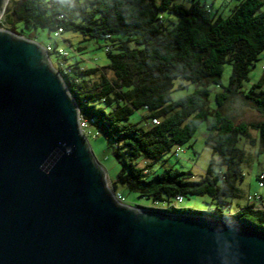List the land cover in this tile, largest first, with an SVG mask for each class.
Masks as SVG:
<instances>
[{"label":"trees","instance_id":"trees-1","mask_svg":"<svg viewBox=\"0 0 264 264\" xmlns=\"http://www.w3.org/2000/svg\"><path fill=\"white\" fill-rule=\"evenodd\" d=\"M263 5L264 0H241L224 17L195 0L189 7L175 0H13L7 17L11 29L20 35L24 34L17 30V22L54 32L61 28L62 33H79L84 40L111 41L105 48L107 66L97 65L95 59L89 63L79 47L71 58H60L63 66L57 70L81 119L109 142L121 164L113 192L122 193L121 185L156 205L137 204L138 208L242 221L264 232V209L248 200L234 202L240 196L237 183L244 178L246 146H257L258 154H264V120L234 121L223 111L225 102L238 94L264 110V74L243 89L264 53ZM163 12L177 17L171 28L165 26ZM116 35L123 37L113 38ZM64 41L72 48L69 40ZM227 63L232 65L231 79L217 93L218 109L211 111L208 84L222 85ZM178 79L201 86L173 100ZM140 110L144 111L145 127L130 121ZM153 119L158 123L151 124ZM203 121H208L206 144L223 169L215 173L213 159L199 178L190 170L174 167L158 173L156 166L162 157L187 144ZM177 196L184 200L208 196L215 207L207 211L177 209L173 207Z\"/></svg>","mask_w":264,"mask_h":264},{"label":"water","instance_id":"water-1","mask_svg":"<svg viewBox=\"0 0 264 264\" xmlns=\"http://www.w3.org/2000/svg\"><path fill=\"white\" fill-rule=\"evenodd\" d=\"M80 118L47 49L0 29V264H264L242 221L117 202Z\"/></svg>","mask_w":264,"mask_h":264},{"label":"rangeland","instance_id":"rangeland-1","mask_svg":"<svg viewBox=\"0 0 264 264\" xmlns=\"http://www.w3.org/2000/svg\"><path fill=\"white\" fill-rule=\"evenodd\" d=\"M13 0H9L4 14L0 18V29L8 30L14 32L15 30L11 29V24L9 23L7 12L8 6L12 5ZM201 4H206L214 12H219L222 16L227 17L231 14L232 9L239 4L241 0H195ZM175 2L183 4L186 7H189L193 0H175ZM264 10V5L263 8ZM162 16L164 17V23L167 28H171L173 23L177 22V17L168 12H163ZM17 30L24 34L26 38L36 40L38 43L43 45L45 48H49L50 59L54 68L57 69L59 66V60L62 58L60 50L68 53V56L71 58L74 55V50H79V47L82 49L79 52L82 53V56L86 57L93 62L95 59L96 64L105 67L109 63V58L105 51L107 45L111 43L107 39H88L84 40L83 36L75 32H63L61 37L55 35L54 31H49L48 29L34 28L31 25L24 24L22 22L16 23ZM15 33V32H14ZM17 34V33H16ZM20 35V34H19ZM122 35H116L113 38H121ZM64 40H69L72 44V48L67 45ZM264 74V53H262L259 59L255 62V65L252 67L250 81L244 82L243 89L247 90L252 84L258 82V80ZM107 75L111 76V72L107 71ZM232 75V65L227 63L224 65V70L221 75L220 84L210 83L208 84L210 88V96L208 98V108L213 111L218 109L217 103V93L223 90L222 86H228ZM201 85L178 79L175 81L174 89L172 91V99L178 100L193 91H195ZM223 111L229 114L234 121H245L253 122L264 120V110L260 108L252 101L246 99L243 95H232L224 104ZM143 110L134 112L131 117V122H138L141 126H146V123L142 119ZM207 124L208 121H203L195 135L192 139L180 147V155L176 157L173 153H167L162 157V163L160 162L156 166L158 173H161L165 167H174L179 170L192 171L195 174L196 178H199L200 175L204 174L208 170L210 162L214 159L215 166L214 171L219 172L223 168L217 164L218 157L215 155L211 148L206 144V135H207ZM89 135L88 141L90 148L93 152L95 159L102 166L107 185L111 191L112 183L117 180L118 174L121 171V164L118 161V158L114 154L113 148L110 146L109 142L106 141L103 136L99 135L96 132ZM253 136L258 137V132L253 131ZM189 145H192L190 147ZM243 145V141H240V146ZM247 158L242 164V171L244 173V178L238 181L237 186L240 190V196L235 199V204L240 203L244 204L247 202L250 195H261L264 197V187L259 186L258 176L261 173H264V154H258L257 146H246ZM119 190L122 191V195L125 197V204L136 206L143 205L147 207H156L154 202L151 199H145L138 197L136 193L128 192L125 189H122V186L119 185ZM159 207V206H158ZM182 207L192 208L200 211H207L210 208L215 207V203H211V199L208 196H189L186 197Z\"/></svg>","mask_w":264,"mask_h":264},{"label":"built area","instance_id":"built-area-1","mask_svg":"<svg viewBox=\"0 0 264 264\" xmlns=\"http://www.w3.org/2000/svg\"><path fill=\"white\" fill-rule=\"evenodd\" d=\"M61 34H62V29L59 28L56 32H55V35L58 36V37H61ZM47 51L49 50V48H46ZM62 56L64 57H67L68 56V53L65 52V51H62L60 50ZM59 66H63V63H59ZM158 123V119H153L151 124H157ZM80 128L82 130V133L88 138L89 135L93 134L91 129H90V122L89 121H86V120H83L80 118ZM180 147H176L174 150H173V154L176 156V157H179L180 155ZM258 179H259V186L260 187H264V173H261L259 176H258ZM113 196H114V199L121 203V204H125V198L124 196L121 194V193H115L113 192ZM248 201L250 203H253L256 207L258 208H263L264 209V197L261 196V195H250L248 197ZM184 203V198L182 196H177L174 203H173V207L177 208V209H180L181 208V205ZM169 213V212H168ZM170 214H175V213H170ZM177 214V213H176Z\"/></svg>","mask_w":264,"mask_h":264},{"label":"bare ground","instance_id":"bare-ground-1","mask_svg":"<svg viewBox=\"0 0 264 264\" xmlns=\"http://www.w3.org/2000/svg\"><path fill=\"white\" fill-rule=\"evenodd\" d=\"M8 2H9V0H7V2H6V4H5V7H7ZM2 15H3V12H1V14H0V18H1Z\"/></svg>","mask_w":264,"mask_h":264}]
</instances>
